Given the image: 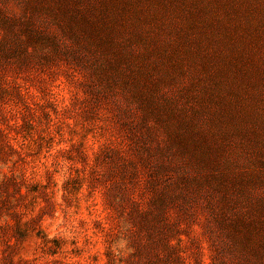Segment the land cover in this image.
I'll list each match as a JSON object with an SVG mask.
<instances>
[{
  "label": "rangeland",
  "instance_id": "1",
  "mask_svg": "<svg viewBox=\"0 0 264 264\" xmlns=\"http://www.w3.org/2000/svg\"><path fill=\"white\" fill-rule=\"evenodd\" d=\"M0 264H264V0H0Z\"/></svg>",
  "mask_w": 264,
  "mask_h": 264
}]
</instances>
